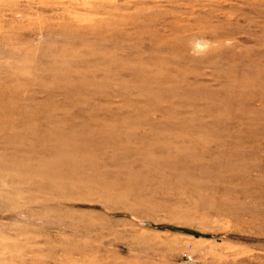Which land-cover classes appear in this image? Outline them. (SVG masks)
Listing matches in <instances>:
<instances>
[{
  "label": "rangeland",
  "instance_id": "obj_1",
  "mask_svg": "<svg viewBox=\"0 0 264 264\" xmlns=\"http://www.w3.org/2000/svg\"><path fill=\"white\" fill-rule=\"evenodd\" d=\"M0 264H264V0H0Z\"/></svg>",
  "mask_w": 264,
  "mask_h": 264
}]
</instances>
